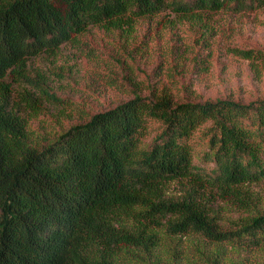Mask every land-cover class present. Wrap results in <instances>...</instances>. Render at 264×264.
Masks as SVG:
<instances>
[{
	"label": "trees",
	"instance_id": "1",
	"mask_svg": "<svg viewBox=\"0 0 264 264\" xmlns=\"http://www.w3.org/2000/svg\"><path fill=\"white\" fill-rule=\"evenodd\" d=\"M262 9L264 0H0V264H145L191 237L263 250L264 99L135 95L48 139L31 129L49 95L28 70L94 28ZM231 52L260 76L264 48ZM219 203L239 219L222 227Z\"/></svg>",
	"mask_w": 264,
	"mask_h": 264
},
{
	"label": "rangeland",
	"instance_id": "2",
	"mask_svg": "<svg viewBox=\"0 0 264 264\" xmlns=\"http://www.w3.org/2000/svg\"><path fill=\"white\" fill-rule=\"evenodd\" d=\"M128 33L94 28L80 44L68 43L55 57L45 54L29 62V74L37 83L36 78H43L49 95L31 120L35 135L51 139L135 95L167 92L178 102L264 99V70L255 75L248 61L231 52L264 48V9L238 14L220 11L193 19L166 11L155 19L138 21ZM35 82L26 88L33 90ZM156 133L155 128L150 137ZM177 189L172 184L169 194ZM257 190L264 195V186ZM219 205L222 227L239 219L231 206ZM261 209L264 212V201ZM218 254V264H264V249L246 253L198 237L173 238L143 261L210 264L208 259Z\"/></svg>",
	"mask_w": 264,
	"mask_h": 264
}]
</instances>
